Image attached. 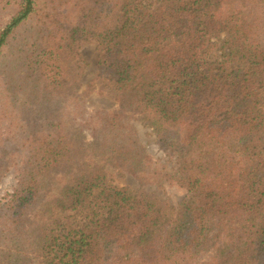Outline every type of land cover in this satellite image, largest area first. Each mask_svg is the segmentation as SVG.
Masks as SVG:
<instances>
[{"label": "trees", "instance_id": "16d2710c", "mask_svg": "<svg viewBox=\"0 0 264 264\" xmlns=\"http://www.w3.org/2000/svg\"><path fill=\"white\" fill-rule=\"evenodd\" d=\"M0 23V264H264V0H0ZM87 41L113 108H88Z\"/></svg>", "mask_w": 264, "mask_h": 264}, {"label": "rangeland", "instance_id": "374dc122", "mask_svg": "<svg viewBox=\"0 0 264 264\" xmlns=\"http://www.w3.org/2000/svg\"><path fill=\"white\" fill-rule=\"evenodd\" d=\"M0 23V28L2 27ZM96 43L93 41L83 42L81 45L80 53L86 61L85 76L83 78V85L86 91H94L88 101L89 110L95 109H110L116 105L115 99L111 96H106L101 94V90L105 85H109V81H105L104 78L99 77V63L101 60V54L97 50ZM90 86V87H89ZM138 129L142 140L146 143L149 148L150 153L157 159L161 160L163 163L171 166L165 154L160 150L159 146L156 144L155 137L151 130L144 128L138 124ZM13 177L12 174L6 176L0 182V198L7 192L11 191L13 187ZM116 183L119 185L130 186L135 191L144 190L151 195L158 197L161 201H169L174 207H180V205L187 199V193L185 190L179 188L178 186H169L165 190H160L155 187L142 188L136 180L130 176L125 178L116 179ZM58 187H56L54 194L57 193ZM67 214H60L58 217L65 218ZM32 264H37L34 260Z\"/></svg>", "mask_w": 264, "mask_h": 264}]
</instances>
